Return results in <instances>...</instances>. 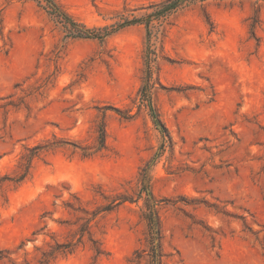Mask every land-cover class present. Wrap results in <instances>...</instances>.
<instances>
[{
  "label": "rangeland",
  "instance_id": "rangeland-1",
  "mask_svg": "<svg viewBox=\"0 0 264 264\" xmlns=\"http://www.w3.org/2000/svg\"><path fill=\"white\" fill-rule=\"evenodd\" d=\"M57 1L99 37H71L38 0H0V178L28 147L66 142L2 182L0 264H37L84 210L138 199L144 167L156 197L176 202L161 208L163 264H264V1L255 34L256 0H197L154 20L152 98L169 136L139 99L146 25L103 37L162 0ZM102 119L106 147L90 154ZM146 196L92 222L103 255L85 237L51 264H150Z\"/></svg>",
  "mask_w": 264,
  "mask_h": 264
},
{
  "label": "trees",
  "instance_id": "trees-1",
  "mask_svg": "<svg viewBox=\"0 0 264 264\" xmlns=\"http://www.w3.org/2000/svg\"><path fill=\"white\" fill-rule=\"evenodd\" d=\"M197 0H162L152 4L153 11L150 14L146 15V18H126L122 22H118L114 28H109V26L104 27L106 31L103 37L115 33L129 25H134L137 23H144L147 29V46L144 55V79L143 85L139 90V99L142 105H146L150 111V115L153 118L154 123L157 128L164 134L169 136V131L156 106L154 105L152 98V88L154 84V69L157 66L159 53L157 47L153 43V23L154 20H164L167 19L172 13L177 11L179 8L188 4L189 2H194ZM203 1V0H202ZM260 1L256 0L255 14L252 16L251 28L253 34H255V28L260 22L259 11L261 6L259 5ZM38 3L41 7L46 9L53 17H55L59 22L64 23L66 28L69 30V35L73 38H95L99 37V34L96 33V30L89 28L84 23L76 20L69 12H67L63 6L58 3L57 0H38ZM143 19V21H141ZM119 114L126 118L132 117L131 114L121 110L120 108H113ZM97 143L93 152L90 154L100 151L106 147L107 144V128L105 120L102 119L98 127V136ZM63 143H66L64 140L57 139L55 140H45L44 142L38 143L34 146L28 147L26 152L22 154L19 162V170L15 176L5 175L0 178V186L2 182L6 180L15 181L17 183L22 182L29 174L33 161L36 157L40 156L43 151L54 149L58 146H61ZM87 149V148H84ZM140 182L142 185L141 191L139 193L138 199L129 197L127 195H117L113 199L109 200L108 203L99 205L93 210H84L86 216L80 226L78 227L75 236L71 240L64 242L55 241L54 244L48 243L49 248L42 250L41 257L37 260V264H51L55 261L59 255H67L74 253L80 245L84 244L85 237L92 242V249L95 251L97 256L103 255L105 249L101 246L99 240H97L92 232V222L98 220L100 216L104 213L112 211L120 204L131 201L134 202L142 198L143 192L146 193L144 206L142 207V217L147 225V251L149 256L150 264H163L164 252L162 248V239L164 236L163 232V219L161 215V208L164 204H176V202H171L170 199L166 198H157L154 192L151 189V178L150 171L148 167H144L141 170ZM67 207L78 211L81 208H76L74 204L70 201L66 203ZM137 257H140L138 250L135 252ZM3 257V256H2Z\"/></svg>",
  "mask_w": 264,
  "mask_h": 264
}]
</instances>
